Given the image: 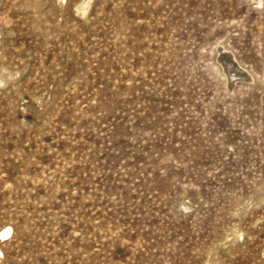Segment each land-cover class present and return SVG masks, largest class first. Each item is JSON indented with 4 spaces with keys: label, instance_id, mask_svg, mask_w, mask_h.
Wrapping results in <instances>:
<instances>
[{
    "label": "rangeland",
    "instance_id": "rangeland-1",
    "mask_svg": "<svg viewBox=\"0 0 264 264\" xmlns=\"http://www.w3.org/2000/svg\"><path fill=\"white\" fill-rule=\"evenodd\" d=\"M3 228L0 264H264V0H0Z\"/></svg>",
    "mask_w": 264,
    "mask_h": 264
},
{
    "label": "bare ground",
    "instance_id": "bare-ground-1",
    "mask_svg": "<svg viewBox=\"0 0 264 264\" xmlns=\"http://www.w3.org/2000/svg\"><path fill=\"white\" fill-rule=\"evenodd\" d=\"M220 49V48H219ZM227 48L223 46V48L221 50H218V54H217V58L220 57V59L222 60V62H218L217 58L214 61V63H212V75L213 78L217 81V83L219 84V89H223L225 90V93L227 96L232 92L235 93V89L233 90V88L235 87H242V88H246L248 87L247 85H255L256 84V79L254 78L253 75L248 76L249 73H247L242 64L237 60L236 56L234 54H232V59H234L233 61L236 63V65L244 70V79L239 78L240 74L238 71H236L231 63L229 62V54L226 52ZM232 61V62H233ZM226 67V68H225ZM230 77V79L228 81H226V77L228 76ZM242 79V80H241ZM217 84V85H218ZM232 88V89H231ZM10 234V228H3L2 230H0V242L2 241V239H4L5 237H7ZM2 256L1 251H0V257Z\"/></svg>",
    "mask_w": 264,
    "mask_h": 264
}]
</instances>
